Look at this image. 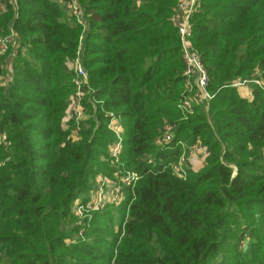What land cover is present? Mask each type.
<instances>
[{"label": "trees", "instance_id": "16d2710c", "mask_svg": "<svg viewBox=\"0 0 264 264\" xmlns=\"http://www.w3.org/2000/svg\"><path fill=\"white\" fill-rule=\"evenodd\" d=\"M77 1L81 21L59 0H16V11L0 15V35L11 28L20 42L12 79L0 86L1 263L264 264V97L255 86L251 100L230 87L255 68L264 80V0H200L191 45L214 97L179 122L164 152L154 140L164 119L181 117L183 92L176 0ZM82 42L91 91L73 140L74 122L63 123L74 92L67 63ZM112 115L124 125L120 160L140 175L116 208L126 214L123 235L107 206L83 228L85 240L66 246L77 231L74 201L112 174ZM197 141L203 166L174 176L180 144Z\"/></svg>", "mask_w": 264, "mask_h": 264}, {"label": "built area", "instance_id": "2783aa9c", "mask_svg": "<svg viewBox=\"0 0 264 264\" xmlns=\"http://www.w3.org/2000/svg\"><path fill=\"white\" fill-rule=\"evenodd\" d=\"M60 3L64 5L67 11L75 16L79 21H81V10L77 5L75 0H59ZM200 5V0H176L175 14L172 17L173 25L177 28V34L180 41L181 51H182V61H183V71L182 79L185 87V95L180 100L179 108L186 115H191L193 110V105L197 104H208V102L214 97L209 91V77L207 70L203 65V62L200 56L192 48L191 42L187 39L191 37V24L190 17L198 9ZM8 8L16 11L17 5L16 0H0V15L5 13ZM20 42L13 29H9L8 32L0 36V56H3L7 53L8 50L14 52V55L17 53ZM24 48H22V53ZM9 60L11 57H7ZM8 62V81L7 83L3 80L0 75V86H7L12 79V67ZM70 69L73 73V83L76 85V93L73 94L68 102V109L65 111V117L63 118V123L67 124L69 121L74 122L75 129L72 134H77V128L79 121L84 114L82 107V88L87 86V74L82 65V62L79 59V52L75 54L74 60L70 63ZM254 86L258 87L262 92L264 97V80L259 72H257L253 77L249 79H236L230 84V87L236 89H246L249 93L246 92V96L252 99L254 94ZM251 87V88H250ZM239 93V92H238ZM115 116H111L108 129L114 134V139L108 145V154L112 159V163H116L117 168L112 176L103 175L99 177L94 185H96L94 191L98 189L92 198V206L95 210H104L107 206H117L126 201L128 194L133 195L134 187L137 181L140 179V175L136 171L125 169L121 162H119V156L122 151V138H123V126L115 121ZM119 117H116V119ZM120 125V126H119ZM162 135L156 140L157 146L162 149H169L172 140L175 137L176 126L174 123H165L161 131ZM72 139H75L72 135ZM0 145H7V141L4 135L0 134ZM181 145V154L178 156L176 162L170 163L172 173L180 178H184L186 171L184 164L186 159L189 160L191 157H195L198 153H201L203 158L206 157L204 148L194 145L187 149V152L182 153L184 144ZM264 160V153H263ZM146 162L153 163V160L146 158ZM117 173L115 174V172ZM98 187V188H97ZM129 190V191H128ZM93 191V192H94ZM76 211L78 207L81 209V205H74ZM78 218L82 212H74ZM2 256L0 254V264Z\"/></svg>", "mask_w": 264, "mask_h": 264}, {"label": "rangeland", "instance_id": "374dc122", "mask_svg": "<svg viewBox=\"0 0 264 264\" xmlns=\"http://www.w3.org/2000/svg\"><path fill=\"white\" fill-rule=\"evenodd\" d=\"M76 3H77V5L78 6H80V4L78 3V1L76 0ZM81 7V6H80ZM199 10V8L196 10V12ZM82 11H83V9H82ZM70 13V12H69ZM83 13H84V11H83ZM174 14H175V9H174ZM173 14V15H174ZM70 15H72V14H70ZM173 15H172V17H173ZM172 17H171V20H172ZM172 24H174L173 23V21H172ZM8 32V31H7ZM5 35V34H4ZM0 36H3V35H0ZM191 36H192V29H191ZM82 38H83V34H82V36H81V41H82ZM189 42H191V37L190 38H188L187 39ZM180 42V41H179ZM82 49H83V42H82V44L80 45H78V52H79V59H80V61L82 62ZM180 50H181V46H180ZM12 54H14V52H11V50H8L7 51V53L6 54H4L3 56H0V75L2 76V78H3V80L7 83V81H8V76H9V74H8V71H7V69H6V67H8V62L10 61L11 63H10V65L9 66H11L12 67V64H13V62H14V59H15V57L18 55V51H17V55L16 56H14V55H12ZM11 57V59L9 60L7 57ZM181 56H182V51H181ZM75 58V57H74ZM74 58H72L70 61H68V63H67V67L70 69V63L74 60ZM86 71V70H85ZM257 72H259L260 74H261V71L259 70V68H255L254 69V75L257 73ZM86 74H87V72H86ZM253 77V76H252ZM87 79H88V74H87ZM251 88V87H250ZM242 90H244V92L242 91ZM91 91V89H90V87H89V82H87V86H85V87H83L82 88V97H81V101L83 100V96L86 94V93H88V92H90ZM246 92L247 93H249V91L247 90V88L246 89H243V88H241L240 89V93H243V94H246ZM76 93V85L74 84V92H73V94H75ZM73 94H71L70 95V97L73 95ZM185 95V87H184V84H183V92H182V94H181V96H180V98H179V100H178V103H177V109H178V111H179V113H180V118L178 119V121H174V120H172V121H170V120H168V119H164L163 120V122H162V124H161V129H160V133L157 135V137H156V139L154 140V145L157 147V148H159V150L160 151H162V152H164V151H166V150H168V149H162V148H160L159 146H157V144H156V140L158 139V137H160L161 135H162V133H161V131H162V129H163V126H164V124L165 123H167V122H169V123H174V125L176 126V129H177V127H178V124H179V122L180 121H183V120H186L189 116L188 115H186L183 111H181V109L179 108V104H180V100L182 99V97ZM248 96H250V95H248ZM263 96V95H262ZM70 97L68 98V101H67V103L69 102V99H70ZM213 99V98H212ZM211 99V100H212ZM210 100V101H211ZM209 101V102H210ZM209 102H208V104H197V105H193V110H192V114H193V112H194V110L196 109V107H198V106H203L204 108V110H207V108H208V105H209ZM68 109V104L66 105V109H65V111ZM191 114V115H192ZM114 116V115H113ZM64 117H65V115H64ZM116 117L117 116H115L114 118H115V121L116 122H118L119 124H120V121H121V118L119 117V118H117L116 119ZM85 119V114H82V118L80 119V121H79V125H78V128H77V134H72V132H73V130L75 129V127L72 129V131H71V139H72V135H73V137H75V139L76 138H78V130H79V126H80V124H81V121L82 120H84ZM121 126H123V132H124V125H122V124H120ZM119 125V126H120ZM64 126H66V124L64 125ZM111 132V131H110ZM112 133V132H111ZM113 134V133H112ZM113 136H114V134H113ZM75 139H73V140H75ZM123 139V138H122ZM194 145H198V146H200V147H202V148H204L202 145H201V143L199 142V141H197L196 143H194V144H192V145H190V146H188V145H185L184 144V148L182 149V153H185V152H187V149L189 148V147H191V146H194ZM204 151H205V153L207 154V152H206V149L204 148ZM107 154H108V150H107ZM108 157H109V154H108ZM148 156H145V160H146V158H147ZM196 157H201V154L200 153H198L197 155H196ZM206 158V157H205ZM205 158H204V160H205ZM151 160H153L154 158H150ZM204 160H203V163H204ZM109 162H110V167H111V169H112V174H110V175H107V176H112L113 175V173H114V171L117 169V168H115V166L117 165L116 163H112V159L109 157ZM119 162H121V160H120V156H119ZM188 160L186 159V162H185V164H184V168H185V171L187 170V169H192L191 167H190V165L188 164ZM153 163H155V161L153 160ZM172 164V163H171ZM170 164V165H171ZM121 165H123V162H121ZM124 166V165H123ZM203 166V165H202ZM170 169H171V167H170ZM200 169V168H199ZM198 169V170H199ZM193 170V169H192ZM193 171H197V170H193ZM172 172V171H171ZM117 173V171L115 172V174ZM173 174V173H172ZM103 175H106V174H99V175H97L96 176V179H95V181L99 178V177H101V176H103ZM174 175V174H173ZM175 176V175H174ZM177 177V176H176ZM185 177H186V175H184V178H181V179H185ZM178 178H180V177H178ZM95 183V182H94ZM95 187H96V185H94L93 184V186H92V188H91V190L89 191V193H88V197H87V200L86 201H82L81 202V199L80 198H77L75 201H74V204H73V206H72V209H71V212L75 215V223H74V228H75V230H77L76 231V233L75 234H71V235H67L66 236V238H65V240H64V243H65V245L67 246H70V245H73V244H77V243H79V242H81V240H85V237H82L81 236V234L83 233V228H85L86 230L87 229H89V227L91 226V223H92V220H93V218H94V215L95 214H97V213H100V212H102V211H100V210H95L94 209V207H91L92 206V198H93V195L95 194V192L98 190V189H96L95 191H94V189H95ZM98 188V187H97ZM94 191V192H93ZM81 205L82 207H81V209L78 207V209H77V211H76V207L74 206V205ZM112 207H111V209H115V210H113V211H111V214L113 215V222H112V228L114 229V231H116L117 233H119L120 231H119V220H120V218H121V215L124 217V219L126 218L125 216H126V214L124 213V214H120L119 212H118V210L116 209V208H118L117 206H119V205H117V206H113V205H111ZM106 210V209H105ZM74 212H82V214L80 215V218H78L77 216H76V214L74 213ZM122 229V231L120 232L121 233V236L123 235V227L121 228ZM241 236H242V238H245V234L244 233H242L241 234ZM249 244V242L248 241H244V244H243V246L244 247H246L247 248V245ZM110 264H112V263H110Z\"/></svg>", "mask_w": 264, "mask_h": 264}, {"label": "crops", "instance_id": "0c3cea01", "mask_svg": "<svg viewBox=\"0 0 264 264\" xmlns=\"http://www.w3.org/2000/svg\"><path fill=\"white\" fill-rule=\"evenodd\" d=\"M243 92H244V90H242ZM238 92H239V94L242 96V97H245V98H250V97H248V96H246V95H244L243 93H240V89H238ZM250 100V99H249ZM201 154V153H200ZM203 160H204V158H203V156H202V154H201V157H191V158H189V162H188V164L190 165V167L193 169V170H198L199 168H201L202 167V165H203Z\"/></svg>", "mask_w": 264, "mask_h": 264}]
</instances>
